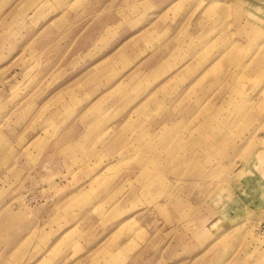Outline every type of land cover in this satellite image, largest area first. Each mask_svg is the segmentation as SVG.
<instances>
[{"label":"rangeland","instance_id":"obj_1","mask_svg":"<svg viewBox=\"0 0 264 264\" xmlns=\"http://www.w3.org/2000/svg\"><path fill=\"white\" fill-rule=\"evenodd\" d=\"M150 1L0 0V264H264V0H199L169 56L192 64L113 120L114 80L134 108L175 66L150 71Z\"/></svg>","mask_w":264,"mask_h":264},{"label":"crops","instance_id":"obj_2","mask_svg":"<svg viewBox=\"0 0 264 264\" xmlns=\"http://www.w3.org/2000/svg\"><path fill=\"white\" fill-rule=\"evenodd\" d=\"M178 1H180V0H168L167 1V3L166 4H164V6H161L160 7V10L156 13V17L153 19H150V22L148 23V25H145V26H143V27H151L152 25H157V28L158 29H156L157 31H160V33L162 32V31H164L167 27L168 28H170V34H169V36L167 37V38H165V40L166 41H164L165 43L167 42V44H168V46H167V44L165 45V47H163V45L165 44V43H163V45H162V49H161V54H159V55H161V56H156V58H157V60L156 61H154L151 65H152V67L150 68V71L153 69V66L155 65L156 66V64H158L159 62H164V64H165V62L167 61H170V63H175V66H173L172 67V69H168V70H166V73L164 74V72L158 77V79H156L155 80V82L156 83H153V82H151L150 83V85H149V87H152V88H150L149 89V91L147 92L146 91V93L144 92L143 94H145L140 100V102L137 104V105H135V107L133 108H131V99L132 98H135V100H134V104H135V101L137 100V97H139V96H137V92L136 91H134L133 89H135V85L136 84H134V85H132L130 82H129V79L126 81V80H124V79H122V78H118V79H116V80H114L113 81V83L110 85V86H108V87H110L111 89H110V91H112L113 90V92H116L115 90L117 89V86H118V83H120V82H122L123 84H125L126 86V89H127V93H125V94H118V93H113L112 92V94H113V97H112V99L110 100V99H107L106 97H105V95H104V98H105V106H106V108H107V110L108 111H112L113 113H115V114H117L115 117H114V119L113 120H119V119H125L126 117H129V115H126V116H124V115H122V113H131L132 111H136V109H137V106L138 105H140L141 104V102L142 101H144L145 99H146V96L147 95H149L151 92H153V91H155L159 86H160V82L161 81H163L162 79L163 78H166V79H164L165 81H167V79H170V77L172 76V75H174V73L176 72V71H178L179 69H181V68H183V67H185L186 65H190V64H192V60L190 59V60H188V58L187 59H179V58H175V56L174 57H169L171 54H172V51L174 50V48H175V46L178 44V43H180V39L178 38V34L176 35L175 34V32H176V30H178V28L179 27H181V26H186L187 25V27H188V29H190L191 31H197L198 30V25H197V17L199 16V7H200V5H199V0H196V2L195 1H187V0H181L180 1V3H183L184 4V7H183V9L184 8H186L187 7V9H194V13L197 11V16L194 18H192V16L190 17V20L188 19V21H189V23H187L186 24V20L184 21V23H181L180 22V24H178L174 29L172 28V27H170V26H165V27H162L164 24L162 23V22H165V21H162V19H160V17H159V15H160V12H165V14H167L168 13V10H170V7H172V6H170V5H172L173 3H176V2H178ZM140 4H143L145 1H138ZM153 1H150V0H148V3L151 5V4H153L152 3ZM146 3V2H145ZM188 4H190V5H188ZM153 6V5H152ZM193 13V14H194ZM195 15V14H194ZM166 16H168V14L166 15ZM129 18V21L130 22H132L133 24H135L136 22H137V19H141V17H137V16H129L128 17ZM192 18V19H191ZM185 19H186V16H185ZM192 20H194L193 22H191ZM128 21V22H129ZM156 21H159L158 23L156 22ZM161 21V22H160ZM159 25V26H158ZM143 27H141V28H143ZM141 28H139V29H137L136 31H134L132 34H130V35H128L126 38H124L123 40H129V41H131V40H134L137 36H138V31L141 29ZM194 40H198V38L199 37H197V34L195 33V32H190V34H189ZM170 38H171V41H170ZM122 40V41H123ZM188 40H190V38H188ZM121 44V42H118L117 43V45L115 46V48H113V52H112V54L111 53H109V54H106V55H110L111 57H113V60H115L116 59V57H115V54H117L118 52H119V45ZM194 46H195V56H196V58H198V56H199V54H200V58H202V62L204 63L203 64V66L205 67L206 65H207V67L209 66L210 67V65H211V60L209 59V57H208V51H206V48H210V42L208 43V44H201L200 42H198L197 43V41H195V44H194ZM160 48H161V46H160ZM165 48V49H164ZM118 49V51H116ZM157 50H158V48H157ZM165 50V51H164ZM198 51H199V53H198ZM173 53H175V52H173ZM135 54H137L136 52H135ZM105 55V56H106ZM104 56V57H105ZM120 56H124L123 55V53H121V51L119 52V57ZM149 56H151V55H149ZM148 56V57H149ZM129 57H130V55H129ZM129 60V59H128ZM145 60V58L143 59V61ZM215 61V59L213 60V62ZM115 63V62H114ZM197 63H199L198 62V59H197ZM215 64H216V61H215ZM180 65V66H179ZM115 65H113V67H112V71L113 70H115V71H117V68L116 67H114ZM203 67V71H205L204 68ZM137 68V67H136ZM211 68H213V67H211ZM141 69L140 68H138V69H136V71H130V73H129V76H131L132 74H134V73H139L138 71H140ZM200 71H202V69L200 68L199 69ZM164 74V75H163ZM140 77V75H138V78ZM146 76H143V77H141V78H139V80L138 81H141V80H143L144 78H145ZM163 77V78H162ZM162 78V79H161ZM159 79H161V80H159ZM158 80V81H157ZM189 82V81H188ZM188 82H184V83H182L181 85H180V87L181 88H184L185 87V85H186V83H188ZM148 87V86H147ZM106 92H108V91H106ZM141 93V92H140ZM105 94V93H104ZM142 94V95H143ZM134 95H136V96H134ZM141 96V95H140ZM93 101V100H92ZM92 101H90V102H92ZM89 102V103H90ZM156 118L158 119V118H162L161 116H156Z\"/></svg>","mask_w":264,"mask_h":264}]
</instances>
